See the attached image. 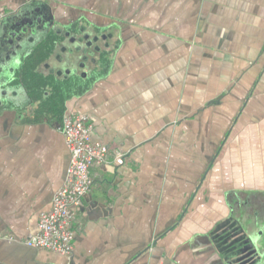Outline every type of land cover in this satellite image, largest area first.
I'll return each instance as SVG.
<instances>
[{
	"label": "crops",
	"instance_id": "crops-1",
	"mask_svg": "<svg viewBox=\"0 0 264 264\" xmlns=\"http://www.w3.org/2000/svg\"><path fill=\"white\" fill-rule=\"evenodd\" d=\"M0 10V264H235L224 231L264 238V0H0ZM80 20L91 43L57 45L44 66V33ZM87 50L105 70L64 97L63 118L87 115L111 154L90 168L75 248L62 255L24 243L71 159L63 118L34 114L44 75L68 79Z\"/></svg>",
	"mask_w": 264,
	"mask_h": 264
},
{
	"label": "built area",
	"instance_id": "built-area-1",
	"mask_svg": "<svg viewBox=\"0 0 264 264\" xmlns=\"http://www.w3.org/2000/svg\"><path fill=\"white\" fill-rule=\"evenodd\" d=\"M5 15L0 10V24ZM62 133L71 156L65 183L56 191L50 208L40 213L37 232L30 234L24 243L31 248L68 255L75 248L74 210L83 204L94 183L90 168L107 163L111 149L93 140V125L85 114L66 115ZM124 156L115 150L113 163L123 164Z\"/></svg>",
	"mask_w": 264,
	"mask_h": 264
},
{
	"label": "flooded vegetation",
	"instance_id": "flooded-vegetation-1",
	"mask_svg": "<svg viewBox=\"0 0 264 264\" xmlns=\"http://www.w3.org/2000/svg\"><path fill=\"white\" fill-rule=\"evenodd\" d=\"M48 10L44 9V30H47L46 24L50 21ZM88 25L84 23V20H80V22L74 24V26L70 27L71 29L68 30H59L57 26H52L50 28V33L53 35L60 36L62 39L60 42H58L57 45L60 49L64 48L66 44H77L80 45L81 49H83V43H91L90 35H86L84 31H87ZM49 36V33H44V40ZM94 38V37H93ZM83 45V46H82ZM55 48L53 51V55L50 58H47V60L44 61V66H48L50 61L52 59H55L58 57V55H54ZM60 56V55H59ZM104 54H96L95 51L87 50L85 54L81 57L80 65L81 69L79 72H71L68 77H82V78H89L93 71L92 67L95 65L97 66L98 62L101 58H104ZM71 59V58H70ZM261 206L259 205V208ZM240 230H234V229H227L224 231V238H238L239 241L237 245L239 246V249H242L241 252L237 255L235 260V264H264V238H257L256 240H253L251 238H242L243 232L238 234ZM247 241V242H246ZM249 245V246H248ZM245 256V257H243Z\"/></svg>",
	"mask_w": 264,
	"mask_h": 264
},
{
	"label": "trees",
	"instance_id": "trees-1",
	"mask_svg": "<svg viewBox=\"0 0 264 264\" xmlns=\"http://www.w3.org/2000/svg\"><path fill=\"white\" fill-rule=\"evenodd\" d=\"M61 39L60 36L50 33L46 40H44V61L53 55L55 45ZM105 58L100 59L97 68L93 70L89 78L68 77V79L62 81L54 75H44V92L40 98V109L34 114V119H36L34 121H40L44 117V121L51 123L60 122L63 118L64 97L84 91L97 75L103 74L106 66Z\"/></svg>",
	"mask_w": 264,
	"mask_h": 264
},
{
	"label": "water",
	"instance_id": "water-1",
	"mask_svg": "<svg viewBox=\"0 0 264 264\" xmlns=\"http://www.w3.org/2000/svg\"><path fill=\"white\" fill-rule=\"evenodd\" d=\"M239 239L238 238H223L222 244L220 246L223 248V250L231 257H233L236 260L237 255L241 252L242 249H239L240 245H237ZM228 256V257H229ZM245 257V256H243Z\"/></svg>",
	"mask_w": 264,
	"mask_h": 264
}]
</instances>
